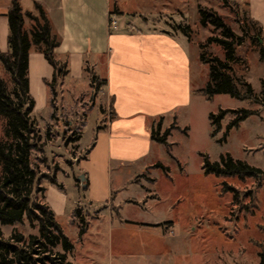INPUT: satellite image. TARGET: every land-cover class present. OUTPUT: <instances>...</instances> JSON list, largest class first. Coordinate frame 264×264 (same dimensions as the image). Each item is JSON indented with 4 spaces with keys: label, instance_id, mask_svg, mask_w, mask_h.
<instances>
[{
    "label": "rangeland",
    "instance_id": "1",
    "mask_svg": "<svg viewBox=\"0 0 264 264\" xmlns=\"http://www.w3.org/2000/svg\"><path fill=\"white\" fill-rule=\"evenodd\" d=\"M228 3L232 7L222 0H110V13L118 28L133 21L143 30L164 31L181 40L190 61L191 88L197 91L209 80V66L199 60L201 52L225 58L221 47L206 45L210 36L220 32L200 25V9L214 12L239 36L243 29L254 35L259 28L264 45V0ZM235 56L234 77L244 79L261 99L264 58L259 48L246 38L236 47ZM29 62V90L35 102L32 117L40 137L38 149L30 153V163L37 168L44 189L37 200L50 207L74 247L67 262L259 264L258 254L264 249V181L205 174L200 154L207 155L210 162L230 155L264 169L263 101L253 103L226 94L206 100L199 92L191 93L187 105L165 116L161 134L169 130L167 143H154L151 152L137 162L109 161L106 183L113 198L90 204L89 190L81 189L76 179L80 163L90 159L97 135L105 128L99 116L106 108L99 92L102 83L97 81V87H91V75L101 71H92L86 63L78 78L72 79L68 73L63 84L56 81L52 92L45 82L52 80V70L42 54L31 49ZM0 78L12 87L1 63ZM239 89L245 90L243 86ZM219 109L256 110L258 114L227 131L235 117L228 113L212 136L208 115L218 114ZM6 122L0 116L2 142L11 141L6 137ZM159 162L166 171L156 167ZM223 182L239 191L236 200L232 192L222 191ZM13 233L27 242L31 235H38V224L26 218L13 225L0 224L3 239H10Z\"/></svg>",
    "mask_w": 264,
    "mask_h": 264
},
{
    "label": "trees",
    "instance_id": "2",
    "mask_svg": "<svg viewBox=\"0 0 264 264\" xmlns=\"http://www.w3.org/2000/svg\"><path fill=\"white\" fill-rule=\"evenodd\" d=\"M222 1L223 5L232 7L228 0ZM199 12L201 26H212L215 31L220 32L219 36H210L206 45L221 47L225 58L201 52L199 60L209 66V80L204 88L195 92L201 93L206 100L217 94H226L239 100L264 103V80L260 99L254 94L250 84L242 78L234 77L232 68V64L236 62L235 49L242 45L246 38H250L259 48L260 56L264 58L260 29L258 28L254 35H249L248 30L243 29V34L239 36L214 12L204 9ZM6 18L7 50L0 51V63L8 73L12 87L9 88L0 78V116L7 121L6 137L11 141H0V224L13 225L26 218L31 224L37 222L38 235H31L26 242L16 233L8 240L3 239L0 234V264H70L67 262V256L73 252L74 247L64 235L50 207L37 200V194L43 193L44 189L40 187L37 168L30 163V153L38 149L40 141L36 122L32 117L35 102L29 90L30 50L40 52L52 67V80L45 82L53 92L56 81L60 80V85L68 74L67 64L58 60L54 52L61 40L53 31L45 10L36 2L33 3L32 11H25L19 0H12ZM184 34L189 38L187 31ZM97 81L98 78L92 74L91 86L97 87ZM239 86H243L245 90L241 91ZM228 113L235 117L228 124L227 131L238 128L241 121L250 115H257L258 111L219 109L218 114L210 113L208 119L213 127L212 136L219 131L220 122ZM161 126L162 118L152 128L151 138L156 143L166 144L169 130L161 134ZM200 155L203 157L202 168L205 174H212L217 178L237 176L240 180L254 178L264 181V169L234 160L230 155L221 156L219 162H210L207 155ZM156 167L167 170L161 164ZM222 185V191L232 192L236 200L239 191L225 182ZM258 255L259 264H264V249Z\"/></svg>",
    "mask_w": 264,
    "mask_h": 264
},
{
    "label": "crops",
    "instance_id": "3",
    "mask_svg": "<svg viewBox=\"0 0 264 264\" xmlns=\"http://www.w3.org/2000/svg\"><path fill=\"white\" fill-rule=\"evenodd\" d=\"M11 1L0 0L2 52L7 50L6 13ZM19 2L25 11H32L34 2L43 7L61 40L56 58L67 64L72 79L82 74L86 63L101 71L95 76L103 83L99 92L109 112L105 108L99 115L105 128L97 135L90 159L80 163L76 180L81 189L89 190L90 204L112 200L106 183L109 161L129 164L144 159L156 143L152 128L161 118L163 124L175 108L187 105L195 92L186 48L173 34L143 30L133 21L110 29V0Z\"/></svg>",
    "mask_w": 264,
    "mask_h": 264
},
{
    "label": "built area",
    "instance_id": "4",
    "mask_svg": "<svg viewBox=\"0 0 264 264\" xmlns=\"http://www.w3.org/2000/svg\"><path fill=\"white\" fill-rule=\"evenodd\" d=\"M108 26L112 30L117 28V21H116V19L113 16H110L109 25Z\"/></svg>",
    "mask_w": 264,
    "mask_h": 264
}]
</instances>
